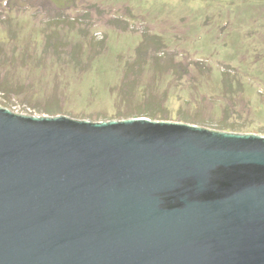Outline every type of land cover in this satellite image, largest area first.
I'll list each match as a JSON object with an SVG mask.
<instances>
[{"label": "water", "instance_id": "1", "mask_svg": "<svg viewBox=\"0 0 264 264\" xmlns=\"http://www.w3.org/2000/svg\"><path fill=\"white\" fill-rule=\"evenodd\" d=\"M0 264H264V134L0 104Z\"/></svg>", "mask_w": 264, "mask_h": 264}, {"label": "rangeland", "instance_id": "2", "mask_svg": "<svg viewBox=\"0 0 264 264\" xmlns=\"http://www.w3.org/2000/svg\"><path fill=\"white\" fill-rule=\"evenodd\" d=\"M3 99L264 134V0H0Z\"/></svg>", "mask_w": 264, "mask_h": 264}, {"label": "trees", "instance_id": "3", "mask_svg": "<svg viewBox=\"0 0 264 264\" xmlns=\"http://www.w3.org/2000/svg\"><path fill=\"white\" fill-rule=\"evenodd\" d=\"M1 103H3L4 105H7V106H10L11 105V103L8 101V100H6V99H3L2 101H0ZM45 113V114H49V115H53V114H62V112H60L59 111V109H56V108H54V107H46V108H44L42 111L40 110V113ZM129 116H148V117H150V118H158L159 117V115L157 116L156 115V113L155 112H153V111H151V109L150 108H146V111H145V113L144 112H142V113H138V114H136V115H129ZM129 116H126V117H129ZM220 128H223V129H232V130H235V129H233V128H229V127H227V126H219ZM239 130V129H238Z\"/></svg>", "mask_w": 264, "mask_h": 264}]
</instances>
